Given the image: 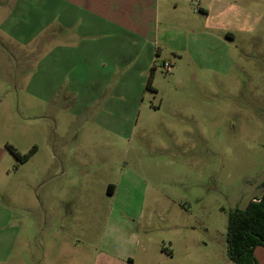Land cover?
Returning a JSON list of instances; mask_svg holds the SVG:
<instances>
[{
	"label": "rangeland",
	"instance_id": "1",
	"mask_svg": "<svg viewBox=\"0 0 264 264\" xmlns=\"http://www.w3.org/2000/svg\"><path fill=\"white\" fill-rule=\"evenodd\" d=\"M188 1L193 39L178 32L183 48L156 56L110 114L98 100L78 116L71 96L43 116L17 81L35 68L0 67L12 80L0 114L27 102L35 120L27 136L0 121V134L20 154L36 147L2 162L0 264H235L228 214L264 182V0H204L208 13Z\"/></svg>",
	"mask_w": 264,
	"mask_h": 264
},
{
	"label": "crops",
	"instance_id": "2",
	"mask_svg": "<svg viewBox=\"0 0 264 264\" xmlns=\"http://www.w3.org/2000/svg\"><path fill=\"white\" fill-rule=\"evenodd\" d=\"M208 8L209 4L203 2L196 11L208 13ZM161 9L164 15L160 17ZM188 13L195 14L188 0H0V67L10 62L35 68L19 80L17 77V81L25 84L23 99L32 100L34 108L35 103L40 106L43 116L52 108L63 112L71 96L81 105L78 116L93 104L96 108L98 100L103 101V112L110 114L116 109L115 97L127 106L131 104L130 99L135 98L131 84L154 67L156 56L183 48L178 43V32L186 41L193 39L195 32L188 24ZM11 82L6 75L0 76L2 89H6L3 84ZM1 88L0 109L4 102ZM22 105L25 115L18 116L17 108L11 105L10 115L0 114V121L5 130L15 133L22 128L27 136L28 127L34 125V113L29 116V104ZM6 144L23 153L0 134V180L2 162L9 153ZM61 155L65 157L63 151L52 152L49 158ZM114 192L113 186L110 194ZM2 211L0 206V226ZM19 226L22 227L17 218L13 239ZM254 256L262 264L264 250L255 248Z\"/></svg>",
	"mask_w": 264,
	"mask_h": 264
},
{
	"label": "trees",
	"instance_id": "3",
	"mask_svg": "<svg viewBox=\"0 0 264 264\" xmlns=\"http://www.w3.org/2000/svg\"><path fill=\"white\" fill-rule=\"evenodd\" d=\"M149 77L147 88L151 87ZM7 151L19 163L25 162L34 153L35 147L25 154H20L15 148L7 145ZM112 185H109L110 193ZM227 256L235 264H258L254 256L257 247L264 248V182L261 184V194L253 198L243 208H235L228 214L227 221Z\"/></svg>",
	"mask_w": 264,
	"mask_h": 264
},
{
	"label": "built area",
	"instance_id": "4",
	"mask_svg": "<svg viewBox=\"0 0 264 264\" xmlns=\"http://www.w3.org/2000/svg\"><path fill=\"white\" fill-rule=\"evenodd\" d=\"M196 9L199 10V7L197 6ZM163 67H164V69L166 70V72H169V71L171 70V65H170V63L167 62V61H165V62L163 63Z\"/></svg>",
	"mask_w": 264,
	"mask_h": 264
}]
</instances>
